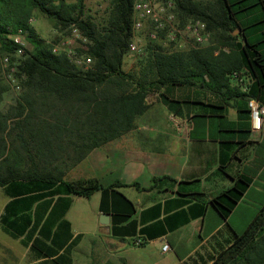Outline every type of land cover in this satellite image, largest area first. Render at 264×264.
Listing matches in <instances>:
<instances>
[{
	"label": "crops",
	"instance_id": "1",
	"mask_svg": "<svg viewBox=\"0 0 264 264\" xmlns=\"http://www.w3.org/2000/svg\"><path fill=\"white\" fill-rule=\"evenodd\" d=\"M242 76L239 90L247 92L251 80ZM154 94L132 127L64 174L94 179L103 189L86 196L59 181L28 179L0 186V264H212L207 255L248 228L264 209V119L253 131V96L201 86ZM240 177L248 185L223 218L211 198ZM235 264H264V251Z\"/></svg>",
	"mask_w": 264,
	"mask_h": 264
},
{
	"label": "trees",
	"instance_id": "2",
	"mask_svg": "<svg viewBox=\"0 0 264 264\" xmlns=\"http://www.w3.org/2000/svg\"><path fill=\"white\" fill-rule=\"evenodd\" d=\"M133 1L110 0L104 16L95 21L85 15V0H0V53H13L18 47L7 37L9 30L21 29L28 42L19 66L22 94L7 110L1 102L8 83L0 76V186L28 179L59 181L66 191L86 196L103 189L94 179L65 180L64 174L92 148L132 127L135 117L149 106L146 97L160 88L201 86L223 95L236 90L237 95L253 96L264 104V46H259L264 36L259 30L245 33L252 13L264 15V0H257L259 7L250 11L239 0H173L180 21L199 18L206 23L210 44L168 51L159 41L164 34L158 33L159 39L148 41L147 53L139 58L138 71L128 73L123 63L132 34ZM33 9L60 30L75 25L83 31L92 59L89 68L51 51V43L29 21ZM236 29L239 33L234 34ZM244 74L251 80L247 92L239 90ZM231 77L236 79L233 87ZM248 182L237 178L211 198L223 218ZM263 226L264 209L241 235L216 255H207V260L235 264L248 253L264 251Z\"/></svg>",
	"mask_w": 264,
	"mask_h": 264
},
{
	"label": "built area",
	"instance_id": "3",
	"mask_svg": "<svg viewBox=\"0 0 264 264\" xmlns=\"http://www.w3.org/2000/svg\"><path fill=\"white\" fill-rule=\"evenodd\" d=\"M171 4L165 0H134L132 5V28L133 30H141L148 24H153L154 31L152 37H157L158 33H163L167 36L177 29L175 15L168 9ZM31 21V19H30ZM206 23L199 18H189L184 23L185 39L191 40V47H197L205 40L207 36ZM74 38L86 40L84 33L75 25H72ZM21 29H18L13 34H8L7 37L13 41L18 47L13 53H0V76L11 86L19 89L21 81L19 77V66L24 57L22 48L28 46V42ZM74 38L63 37L55 39L51 42V51L53 53H64L71 62L77 66L87 69L90 67L92 59L87 54V46L84 43L78 42L76 45ZM175 38V34L171 39ZM86 43V42H85ZM77 46V47H76ZM137 45L134 41L129 43V52H136ZM237 77V74H234ZM241 81V79H239ZM247 105L250 112L252 130L259 131L264 119V104L257 98L251 97L247 100ZM143 242L141 237H137L134 241L139 245ZM168 244L163 245V249H167Z\"/></svg>",
	"mask_w": 264,
	"mask_h": 264
},
{
	"label": "rangeland",
	"instance_id": "4",
	"mask_svg": "<svg viewBox=\"0 0 264 264\" xmlns=\"http://www.w3.org/2000/svg\"><path fill=\"white\" fill-rule=\"evenodd\" d=\"M68 1H74V0H68ZM240 3L244 4L247 7H250L246 9V11H250L252 9L258 8L259 3H257V0H239ZM257 1V2H256ZM110 0H85V15L91 16L95 21L101 19V17L104 16V13L109 5ZM165 2L170 3L171 5L168 7L170 11H172L175 15L176 22H177V29L179 31L174 30L170 36H163L162 39H159L158 37H152L151 34L154 31L153 24H148L141 30H133L132 28V34L130 37V41H134L137 45V51L136 52H127V55L124 58L123 63V69L128 73H136L139 69V58L147 53L146 52V45L148 41L152 39H159L161 45L164 47V49L168 51H176V50H184L191 47V40L185 39V32H184V23L180 21V19L177 17L176 12L174 11V2L173 0H165ZM253 6V7H251ZM244 9V11H245ZM250 21L249 23H245V33L247 35L252 34L255 30H259V33L261 36H264L262 31L264 32V15L258 16L254 15L252 13V16L249 17ZM31 19V21H30ZM29 21L31 22L32 26L35 28L37 33L43 37L48 42H53L55 39L68 37L69 40L70 37L74 38L72 26L67 27L63 30H60L59 27L55 26V23L52 19L45 16L42 12H40L38 9H33L31 17ZM248 22V21H247ZM207 29V27H206ZM17 31V30H16ZM16 31L9 30L6 35L13 34ZM82 31V30H81ZM207 36L203 43H201L199 46L208 45L211 42V35L208 30H206ZM83 32V31H82ZM24 34V32H23ZM175 34V38L171 39V36ZM25 37V36H23ZM76 45L79 46L80 43H88V39H82L74 38L73 41ZM80 42L79 44H77ZM86 42V43H85ZM260 47L264 46V39L261 40ZM77 47V46H76ZM7 90L4 93L3 100L1 102V108L3 110H7L11 105H13L17 99L21 97L22 94V86L19 89H16L15 87H11L9 84H7ZM155 98V94L151 93L148 95V100L151 102H154L153 99ZM13 120H11L10 125H12ZM8 142L10 144V138L8 137ZM71 176V174H70Z\"/></svg>",
	"mask_w": 264,
	"mask_h": 264
},
{
	"label": "water",
	"instance_id": "5",
	"mask_svg": "<svg viewBox=\"0 0 264 264\" xmlns=\"http://www.w3.org/2000/svg\"><path fill=\"white\" fill-rule=\"evenodd\" d=\"M237 29L233 32L236 33ZM109 215L107 213L101 214V222L106 224L108 223Z\"/></svg>",
	"mask_w": 264,
	"mask_h": 264
}]
</instances>
